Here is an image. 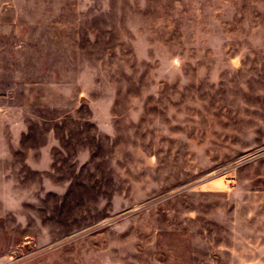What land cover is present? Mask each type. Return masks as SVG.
Wrapping results in <instances>:
<instances>
[{"label": "rangeland", "instance_id": "374dc122", "mask_svg": "<svg viewBox=\"0 0 264 264\" xmlns=\"http://www.w3.org/2000/svg\"><path fill=\"white\" fill-rule=\"evenodd\" d=\"M0 264H264V0H0Z\"/></svg>", "mask_w": 264, "mask_h": 264}, {"label": "crops", "instance_id": "0c3cea01", "mask_svg": "<svg viewBox=\"0 0 264 264\" xmlns=\"http://www.w3.org/2000/svg\"><path fill=\"white\" fill-rule=\"evenodd\" d=\"M260 230L262 231V229H260ZM259 248H263V245L261 243H259V241H258V250H259Z\"/></svg>", "mask_w": 264, "mask_h": 264}]
</instances>
